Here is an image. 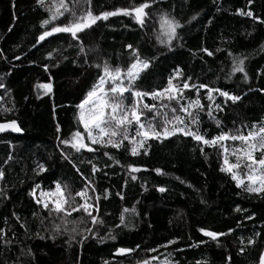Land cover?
<instances>
[{
  "label": "trees",
  "instance_id": "obj_1",
  "mask_svg": "<svg viewBox=\"0 0 264 264\" xmlns=\"http://www.w3.org/2000/svg\"><path fill=\"white\" fill-rule=\"evenodd\" d=\"M142 2L91 0L89 5L81 0L77 10L98 15ZM147 2L151 6L145 9L143 25L134 13L119 14L97 21L78 40L58 33L37 44L41 32L51 27L42 28L41 21L50 17L46 8L55 11L56 0H46L44 6L37 0H0V122L16 120L22 129L21 135L0 134V264H139L162 254L171 264H258L264 249V194L244 191L221 171L225 156L229 163L235 156L182 133L147 138L133 156L124 147L91 145L78 122L77 106L100 71L94 65L107 61L126 70L136 54L150 62L135 82L137 90L167 88L172 77L182 94L171 101L143 97L142 104L156 106L154 114L145 110L144 115L158 131L167 119L168 128L187 125L210 139L237 129L247 134L264 120V0ZM238 9L259 19L240 15ZM165 14L181 24L170 44L161 25ZM55 23L67 20L60 17ZM240 59L245 71L234 72V61ZM209 89L239 95L240 100L233 102L216 91L210 100ZM194 100L203 107L190 104ZM190 113L198 117V125L191 123ZM75 131L96 150L77 152L61 143ZM136 133V127L129 128L130 137L139 140ZM221 143L230 151L240 146V141ZM124 145L131 147L128 141ZM39 164L46 171L37 175ZM128 165L141 170L132 172ZM57 183L69 186L71 195H66L75 205L81 202L76 192L88 189L95 205L92 215L102 223L93 224L83 211L49 214L36 202L33 189L39 184L51 190ZM201 229L227 235L213 240ZM169 240L176 243L167 245ZM119 248L135 251L119 254Z\"/></svg>",
  "mask_w": 264,
  "mask_h": 264
},
{
  "label": "snow or ice",
  "instance_id": "obj_2",
  "mask_svg": "<svg viewBox=\"0 0 264 264\" xmlns=\"http://www.w3.org/2000/svg\"><path fill=\"white\" fill-rule=\"evenodd\" d=\"M46 0H37V3L41 6L45 5ZM85 4H91V0H83ZM154 2V0H153ZM248 4L252 3V0H247ZM81 0H56L54 5L55 11H53V6L46 8V11L50 12V17L41 21V27L51 25L50 28H47L45 31L41 32L36 43L39 44L41 41H44L48 37H52L54 34L58 33H68L71 35L73 40H78L80 37L79 33L85 32L86 29H90L92 25L96 24L97 21L107 20L109 17L122 14L124 16H129L135 14V20L137 23L143 25L144 17L148 15L145 12V9L150 8V4L145 0V2L140 3L138 6L132 7H120L116 8L114 11H102L98 15H94L93 12L89 9L85 11L78 12V6L80 5ZM237 12L240 15H247L248 17H253L254 19H259L254 17L253 12L247 11L244 12L241 9H238ZM67 14V16L65 15ZM60 17H65L67 23H55ZM195 17H193L194 19ZM264 23V21H261ZM161 25L165 29L164 35L167 37V43H171L172 40L177 36L176 29L181 27L179 21L174 18L169 19L168 16H161ZM159 40L160 38L157 37ZM161 43L165 41L160 40ZM35 47V45H33ZM128 48H132V45H128ZM83 46H81V51L83 52ZM204 51H207L205 49ZM208 55H212L211 52H208ZM51 56V53H49ZM19 59V57H17ZM87 61H85L86 63ZM235 67L234 72H244L243 67L244 60L240 59L234 61ZM150 66V62L147 60H140L139 55L136 54L135 62L131 63L130 66L124 70L120 67L113 68L107 61H104L102 64H96L94 67L100 71L97 74V80L92 85L91 89L87 92L86 97L81 103L77 106L80 111L78 115V122L83 126L85 132L87 133V140L90 141L91 145H100L102 147H111L113 149H120L121 147L125 148L126 152H130L131 155H139L140 152L138 149L144 148V140L147 138L160 139L168 138L176 133H182L185 136H191L194 140L202 142L205 145L214 146L219 145L224 153L235 156V162L229 163L227 155L225 156L224 164L225 167L221 168V171H226L231 174V178L236 182L237 187L243 186V190L249 193H255L257 195L264 194V120L260 121L258 124H253L247 134H242L239 129L235 133H226L221 132L219 135L206 138L205 134H201L199 131L190 130L187 125L185 127L175 126L171 129L167 127L169 121L165 119V125L162 131H158L154 126L151 120H148L144 115V111L147 110L151 112L156 106L150 104H142L143 97L150 96L153 100L159 98H165L169 101L176 99L177 95H182L179 92V89L176 85L173 84V78L170 77L168 80V87L152 92L139 91L135 87V82L139 79L140 72L143 69H147ZM179 71V70H178ZM127 80V84L124 83V80ZM106 85H108L106 87ZM3 87V85H0ZM48 91H51V85H43ZM190 85L187 82H184L183 88L188 89ZM200 88H206V85L201 84ZM216 91L219 94L233 102L240 100L239 95H230L227 91H221L220 89H209V92ZM125 93H128V96H125ZM131 98L132 102L126 104L125 100ZM211 99V96H209ZM192 105L202 108L199 100L192 101ZM189 105L188 107H191ZM219 108V105H217ZM182 111H186V108H182ZM176 110L173 109V112ZM191 118V123L194 125L199 124L198 117L189 114ZM211 115V112H209ZM142 117L144 119L142 120ZM180 124L184 123V120L179 116L173 117ZM136 127L137 136L140 137L137 140L135 137H130L129 128ZM11 130L12 132H21L22 129L18 126L16 120H11L6 123H0V133L5 132L6 130ZM57 131H59V126H57ZM95 133V134H94ZM85 137L80 131H75L72 133L70 139L62 140L61 143L65 145H71L73 149L77 152H80L82 149L89 152H93L96 149L90 146V144L84 142ZM240 141V146L232 148L231 151L227 146H225L223 141ZM124 141H128L131 147L125 146ZM203 151V149H201ZM256 153H259L257 156ZM144 155H147L145 150ZM105 156H109V152H104ZM64 159H68L67 156H64ZM75 167V165H74ZM129 169L132 172H138L141 169L133 165H128ZM39 175L40 172L46 171L43 164L38 165ZM246 169L244 173V178L237 175V172L234 170ZM97 169L93 165V171ZM79 171V169H77ZM155 171L159 174L161 169L157 168ZM3 172H0V178L3 177ZM133 179L136 177L133 176ZM245 179L248 181L245 184ZM41 186L36 184L33 192L36 189H39ZM160 192H164V188H159ZM67 192L71 195L68 185H63V187L57 183L55 186L54 192H45L41 191V199H37L38 204H42L45 209L49 210V214L53 211L56 213H65L67 211L68 201L65 198L64 193ZM31 194V193H30ZM55 195L56 199L51 201V208L49 202H46L43 198ZM76 196H80L85 200L84 203L79 204L77 207L71 209L72 212L83 211L91 219L93 224H101L102 221L99 220L96 216L92 215L90 209L94 208L93 204L87 202L86 193L81 190L76 192ZM35 198V197H34ZM124 211H128L125 209ZM236 211H241L237 207ZM247 211V210H244ZM69 215L71 213H68ZM252 217L249 216L248 219ZM121 223H124L123 214L120 217ZM91 231V229H87ZM205 236L210 237L213 240H216L218 236L227 235V233H217L213 231H206L201 229ZM231 231V229L229 230ZM176 243L175 240L167 241V245ZM249 243L253 241L249 240ZM162 245V246H167ZM135 249L131 248H119L117 252L119 254L131 253ZM150 251H156V249H150ZM153 259H155L153 257ZM140 264H150L149 260H144ZM259 264H264V253H261L259 257Z\"/></svg>",
  "mask_w": 264,
  "mask_h": 264
},
{
  "label": "rangeland",
  "instance_id": "obj_3",
  "mask_svg": "<svg viewBox=\"0 0 264 264\" xmlns=\"http://www.w3.org/2000/svg\"><path fill=\"white\" fill-rule=\"evenodd\" d=\"M124 83L127 84V80H126V79L124 80ZM107 86H108V85H106V87H107ZM209 96H211V99H210V100H212V99H213V94H212L211 92L208 93V98H209ZM131 102H132V100L129 99V102H125V103H126V104H130ZM190 104H192V103H190ZM79 111H80V109H79ZM154 113H155V111H151V112H149V114H151V115L154 114ZM170 128H172V127L170 126L169 129H170ZM94 134H95V133H94ZM86 139H87V133H86ZM87 141H88V140H87ZM88 142L90 143V141H88ZM90 144H91V143H90ZM256 155L258 156L259 153H256ZM224 166H225V164H224ZM246 171H247L246 169L236 170L237 175L241 176V178H244V173H245ZM247 183H248V181L245 179V184H247ZM54 190H55V187H54L53 189H51V190H42V189L39 188V189H36V190H35V192H34V196H35L36 199H41V197H40V193H41V191H45V192H54ZM83 191L86 193L87 202L90 203V204H93V205H94V199H93L92 194L88 191V189H84ZM64 195H65L66 200L68 201V204H67V211H66L65 213H62L63 215H67L68 213H71V212H72L71 209H72L73 207H77L79 204H82V203L85 202V200L81 198V202L75 205V204L73 203V201H71L70 199H68V197H67V195H66V192L64 193ZM43 199H44L46 202H49V205L52 206V205H51V201L55 200V199H56V196H55V195H50V196L44 197ZM94 206H95V205H94ZM69 208H71V209H69ZM94 209H95V208H92V209H90V211L93 213V212H94ZM68 227H69V226H68ZM76 229H77V228H76ZM154 258H155V259H153V257L149 259L150 264H171V262H169L168 256H166L165 254L158 255V256H154ZM139 264H140V263H139Z\"/></svg>",
  "mask_w": 264,
  "mask_h": 264
},
{
  "label": "water",
  "instance_id": "obj_4",
  "mask_svg": "<svg viewBox=\"0 0 264 264\" xmlns=\"http://www.w3.org/2000/svg\"><path fill=\"white\" fill-rule=\"evenodd\" d=\"M9 121H11V120H9ZM9 121H2V122H0V123H6V122H9ZM18 126H19V125H18ZM5 133H11V134H14V135H21V134H22V131H21V132H12V131L9 129V130H6L5 132L0 133V134H5ZM261 253H264V249L262 250ZM261 253H260V255H261ZM259 257H260V256H259ZM258 264H259V259H258Z\"/></svg>",
  "mask_w": 264,
  "mask_h": 264
}]
</instances>
